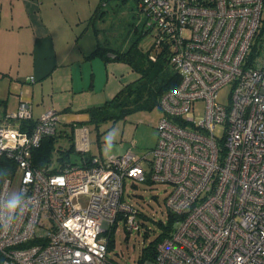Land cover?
I'll return each instance as SVG.
<instances>
[{"label": "built area", "instance_id": "built-area-1", "mask_svg": "<svg viewBox=\"0 0 264 264\" xmlns=\"http://www.w3.org/2000/svg\"><path fill=\"white\" fill-rule=\"evenodd\" d=\"M137 1L181 74L161 97L156 144L61 171L35 168L30 150L55 134L59 117L48 108L32 121L20 101L0 119V156L14 159L27 201L14 226L0 229V264H113L105 233L120 213L138 228L122 200L126 179L171 185L165 204L177 219L143 264H264V0ZM197 100L200 121L188 115Z\"/></svg>", "mask_w": 264, "mask_h": 264}, {"label": "rangeland", "instance_id": "rangeland-1", "mask_svg": "<svg viewBox=\"0 0 264 264\" xmlns=\"http://www.w3.org/2000/svg\"><path fill=\"white\" fill-rule=\"evenodd\" d=\"M39 13L42 21L47 26H58L60 30L77 31V35H85L79 43L87 44L94 42L95 33L91 16L98 7L104 12L102 18L95 19L94 25L98 29V39L109 40L111 45L126 46L134 40L144 30L146 25L145 16L138 10L135 0H38ZM99 11V12H100ZM18 17V16H17ZM136 30L134 25H138ZM12 35L6 34L9 40ZM30 36V34H29ZM28 36V37H29ZM79 38V37H78ZM77 38V39H78ZM155 30L150 29L140 36L138 44L143 52L156 55ZM231 92L230 85H225L218 90L217 101L226 104ZM59 124L58 130L69 131L68 124L74 119H84L86 115L79 112L65 111L64 108L57 109ZM205 113V103L197 100L193 103V109L188 113L195 121L203 119ZM161 117V111L157 108L151 110H139L128 114L124 119L116 122L106 121L99 125V143L96 142V131L90 122L84 123L88 136V149L86 156L101 157L111 154L114 148L121 145L123 153L131 148L133 152L142 154L154 147L158 138L157 123ZM225 133V124L217 123L214 126V134L221 138ZM57 145L62 148L69 146V142L64 136H58ZM124 148V149H123ZM149 155V154H148ZM150 156V155H149ZM70 159L76 165L80 164V155L75 152L70 154ZM142 166L146 167V161H142ZM21 172L16 171L12 176L9 193L18 191L20 186ZM171 190L170 184L158 183L154 181H131L126 179L122 200L133 207L134 220L138 228L126 227L123 218L129 213H121L123 218H118L113 231V247L107 250V256L116 264H138V257L141 248L152 240L161 231L160 224H166L168 218V208L165 198ZM128 219H126V222ZM142 228L139 229V227ZM144 229L148 231L144 236ZM107 237V233H105Z\"/></svg>", "mask_w": 264, "mask_h": 264}, {"label": "crops", "instance_id": "crops-1", "mask_svg": "<svg viewBox=\"0 0 264 264\" xmlns=\"http://www.w3.org/2000/svg\"><path fill=\"white\" fill-rule=\"evenodd\" d=\"M76 32L60 30L54 23L47 26L41 19L38 0H0V119L15 111L20 101L31 105L33 119L48 108L57 114L59 107L82 114L85 108L111 99L139 77L124 62L105 61L100 56L87 58L96 38L95 45L90 37L89 43L81 44L85 35ZM6 34L12 35L9 40ZM57 132L65 137L68 131ZM73 142L80 159L86 156V128L74 125ZM112 151L123 150L119 145Z\"/></svg>", "mask_w": 264, "mask_h": 264}, {"label": "trees", "instance_id": "trees-1", "mask_svg": "<svg viewBox=\"0 0 264 264\" xmlns=\"http://www.w3.org/2000/svg\"><path fill=\"white\" fill-rule=\"evenodd\" d=\"M137 3L138 10L145 16L146 25L145 29L134 40L130 41L126 46L111 45L109 40L101 41L98 39V29L95 27L94 22L97 18H102L104 12H101L98 7L94 10L91 16L93 31L96 37V45L93 50L86 56L87 58L93 56H100L105 61H119L128 64L135 72L139 74V77L132 82L124 85L111 99L104 101L97 106H90L82 110L86 117L73 121L74 125L83 126L84 123L90 122L93 124V128L96 131V142L99 143L100 132L98 127L101 123L110 121L116 122L120 119H124L128 114H131L139 110H151L157 108L161 111L160 100L162 95L177 86L180 81L181 74L174 68V65L170 62V50L165 44L156 45V31H155V43L156 55L149 54V52H143L140 49L138 40L145 32L151 29L148 26L149 19ZM100 11V12H99ZM264 21V20H262ZM138 25H134L135 29H138ZM261 29H264L262 24ZM154 56V59L151 58ZM28 103V102H27ZM162 115V113H161ZM38 118V117H37ZM33 119L32 121L36 120ZM59 123V122H58ZM74 125L70 124V130L65 133V137L69 142V146L62 148L57 145L58 129L53 135H45L42 137L40 144L37 147H33L30 150L29 160L35 168L51 167L52 172L61 171L62 169L71 165H76L70 159L72 152L75 150L73 142V129ZM58 126V124H57ZM94 156H83L79 165H90ZM104 159V157H98ZM16 163L12 157L6 155L0 156V186L2 181L8 177L12 178L16 173ZM148 181V179H147ZM133 208V207H132ZM134 210V209H133ZM135 214V211H134ZM123 218L120 213L118 218ZM126 222V218H123ZM177 219V216L168 210V218L166 224L161 225V231L150 240L146 245L141 248L138 264H143L145 261H151L156 255L157 244L169 236L172 231V225ZM116 222L113 223L108 229L107 233V250L113 247V231L115 229ZM142 226L139 227V229ZM148 231L144 229V236ZM33 242V241H31ZM3 259V255L0 253V263ZM110 259V258H109ZM111 260V259H110ZM112 261V260H111ZM113 264H116L112 261Z\"/></svg>", "mask_w": 264, "mask_h": 264}, {"label": "clouds", "instance_id": "clouds-1", "mask_svg": "<svg viewBox=\"0 0 264 264\" xmlns=\"http://www.w3.org/2000/svg\"><path fill=\"white\" fill-rule=\"evenodd\" d=\"M26 201V189L13 191L3 198V202L0 203V229L7 232L14 226L24 213Z\"/></svg>", "mask_w": 264, "mask_h": 264}]
</instances>
